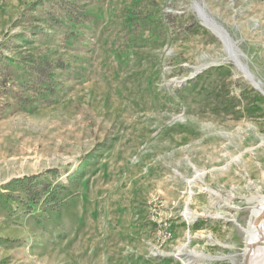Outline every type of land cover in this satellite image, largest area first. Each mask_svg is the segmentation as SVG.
I'll use <instances>...</instances> for the list:
<instances>
[{"label":"rangeland","instance_id":"374dc122","mask_svg":"<svg viewBox=\"0 0 264 264\" xmlns=\"http://www.w3.org/2000/svg\"><path fill=\"white\" fill-rule=\"evenodd\" d=\"M263 221L264 0H0V264H250Z\"/></svg>","mask_w":264,"mask_h":264},{"label":"bare ground","instance_id":"6f19581e","mask_svg":"<svg viewBox=\"0 0 264 264\" xmlns=\"http://www.w3.org/2000/svg\"><path fill=\"white\" fill-rule=\"evenodd\" d=\"M261 206V205H260ZM261 208V207H260ZM259 209V208H258ZM263 210V208H261L259 211H258V213L259 212H261ZM188 212V211H187ZM257 213V212H256ZM189 214H191V213H189ZM256 229H257V232H256ZM261 229V230H260ZM252 230V229H251ZM250 230V231H251ZM250 231H249V233H250ZM254 231V230H253ZM247 232V231H246ZM255 232L256 233H254L253 235H254V238L252 239L253 240V242H256L258 239H260L261 238V240H262V238L264 237V221L261 223V228H255ZM250 234H252V233H250ZM259 234V235H258ZM252 237V236H251ZM260 243H262V248L261 249H259V251H258V248L257 249H253L252 250V261H251V263L250 264H258L259 262H261L260 264H264V242L263 241H260Z\"/></svg>","mask_w":264,"mask_h":264},{"label":"trees","instance_id":"16d2710c","mask_svg":"<svg viewBox=\"0 0 264 264\" xmlns=\"http://www.w3.org/2000/svg\"><path fill=\"white\" fill-rule=\"evenodd\" d=\"M36 176H32V177H25V178H20V179H16L15 180V182L16 183H18V184H20V185H23V186H25L27 189H28V191H29V193H30V195H31V198H32V200H34V199H37V197L40 195H42V192H37V190H38V187H37V185H38V182H36L35 183V180L36 179H33V178H35ZM37 178V177H36ZM33 183V184H32ZM35 183V184H34ZM45 183V182H44ZM43 190H45V187H44V189ZM39 193V195H35V194H38ZM41 193V194H40Z\"/></svg>","mask_w":264,"mask_h":264}]
</instances>
